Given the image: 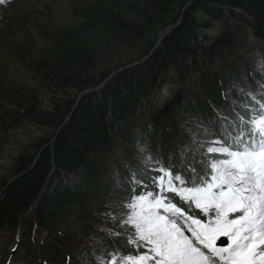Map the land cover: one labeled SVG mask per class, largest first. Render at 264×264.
I'll use <instances>...</instances> for the list:
<instances>
[{
    "label": "trees",
    "instance_id": "16d2710c",
    "mask_svg": "<svg viewBox=\"0 0 264 264\" xmlns=\"http://www.w3.org/2000/svg\"><path fill=\"white\" fill-rule=\"evenodd\" d=\"M86 6L73 8L74 16L81 20L74 29L53 36L52 58H38L33 65L52 95L53 108L43 109L30 98L14 99L15 106L27 113L33 124L51 132L38 142L32 157L17 158L14 176L3 186L0 226L13 231L22 215L31 210L33 222L28 231H45L46 242H36L41 246L27 242L28 232L22 237L28 244L21 245L22 252L30 249L38 254L44 250L46 254L40 259L47 264H72L66 259L69 254L65 240L57 233L65 219L82 226L79 221L95 214L96 209H91L94 203L114 205L112 212L121 213L117 205L128 194V174L132 170L143 176L153 190L151 181L139 174L141 153L134 146L138 143L135 137L141 135L136 130L151 129L155 136L145 141V148L162 160L171 157L176 172L191 177L192 169L197 174L202 171L200 153L193 156L189 151L184 153L187 159H182L179 145L191 148L190 136L203 138L198 125L206 123L209 111L213 118V112L219 110L216 94L224 91L230 80L214 65L226 71L232 68L235 83L247 86L252 79L250 69L255 67H251L250 57L238 52L255 53V45L264 46V0H93ZM170 26L174 28L165 31ZM123 41L137 52L126 56L122 53L111 60L114 52L107 49ZM140 56L146 58L111 77ZM215 73L220 74V80L214 78ZM191 82L203 91L199 100L197 95L190 97L195 93ZM216 85L214 92L211 88ZM152 99L154 105L150 104ZM178 102L186 111L195 112L193 124L192 119L189 123L182 118L186 124L183 131L176 130L181 120L174 117ZM204 104L208 107L205 111ZM159 144L162 149L156 152ZM115 153L123 159L119 167ZM112 164L116 165L114 171ZM111 173H119L125 191L113 195L116 177ZM137 190H142L140 185ZM173 201L187 208L178 198ZM33 205L36 209L32 211ZM193 213L201 218L196 211ZM93 236L99 240H93ZM10 238L0 237V252L12 244ZM88 238L92 247L76 253L73 258L78 257V262L73 264H95L90 257L93 248L102 252L106 247L109 253L113 245L124 252L133 250L123 238L103 239L92 229ZM73 242L86 245L83 238ZM24 258L18 254L14 264H25Z\"/></svg>",
    "mask_w": 264,
    "mask_h": 264
},
{
    "label": "snow or ice",
    "instance_id": "6c2138e0",
    "mask_svg": "<svg viewBox=\"0 0 264 264\" xmlns=\"http://www.w3.org/2000/svg\"><path fill=\"white\" fill-rule=\"evenodd\" d=\"M251 61L264 74V56L257 52ZM236 87L242 98L233 102L235 118L222 113L217 117L222 138H215V129L201 123L203 138L190 136L191 148L179 145L182 159H187L186 152L200 153L199 174L195 169L191 177L174 173L153 158L143 138L138 141L143 174L155 190L132 170L128 194L117 205L120 231H101L124 237L133 250L124 252L113 245L110 253L105 247L104 254L97 255L93 248L97 264H264V100L257 98L264 96V84L258 93ZM229 95L225 92V99ZM248 97L252 104L246 102ZM156 172L160 174L150 175ZM118 190L125 191L119 173L113 195ZM173 196L187 208L175 203ZM104 214L116 224L115 213Z\"/></svg>",
    "mask_w": 264,
    "mask_h": 264
},
{
    "label": "rangeland",
    "instance_id": "374dc122",
    "mask_svg": "<svg viewBox=\"0 0 264 264\" xmlns=\"http://www.w3.org/2000/svg\"><path fill=\"white\" fill-rule=\"evenodd\" d=\"M92 1L93 0H5L3 4H0V200L3 196V186L12 180L14 176V166L17 158L23 155L32 157L38 142L46 138L51 132L50 129H46L44 126L33 124L29 115L23 113L15 106L14 99H18L19 97L30 98L32 102H36V104L43 109L50 110L53 108L51 106L52 95L44 83L42 75L34 72L33 65L38 58L44 60H46V58H52L53 36L63 35L65 31L67 32L69 29H74L81 20L74 16L73 8L77 7L80 9L82 6L85 7L86 5H90ZM21 51H25V53L20 54ZM107 51L114 52L111 60L119 57L122 53L126 56L133 55V53L137 52L133 45L127 44L124 41L123 43L121 42V44L119 42L114 43V46L112 44ZM257 52L260 53L261 56H264V46L260 43L255 45V53L240 51L238 54L240 56L243 55L253 58ZM143 58L144 56H140L139 58L134 57V59H131V62L126 63L123 68L114 72V74H111V77L119 71H126L129 67L138 65ZM214 67H216L219 72H223L230 82L229 85L223 87L224 91H220L219 94H216L217 98L220 100L218 104L219 110L216 109L217 114L213 112L214 116L212 118L210 116L211 111H209L208 117H201L205 119L206 123H203L204 126L215 129V138H222L220 135L221 120L217 118L218 115L222 113L226 117H231V115L234 114L233 102H238L242 98L238 93L236 86L240 85L239 87L243 88L245 91H248L249 89L246 88L243 82H239L240 84L238 85L235 83L234 79L236 77H234V71L232 68H228L229 71H226L224 70V67L219 66L218 64H215ZM256 71L258 72L259 78L264 77V74L262 76V73L257 68ZM197 75L200 76V74ZM214 75L215 79L217 77V79H219L220 74L215 73ZM253 78L255 79L256 84H254L253 81L250 82L255 89L260 88V84H264V79L257 80L255 77ZM190 84L195 91L194 95H191L190 97L193 99L196 98L197 95V99L199 100L203 94L200 85L193 84V82ZM230 85L233 86L230 87ZM217 87L218 85L211 88V90L215 92ZM225 92L230 93L228 99H225ZM177 94L178 92L173 95L174 99ZM167 97L170 98V100H173L172 96ZM203 97L206 98L207 96L204 94ZM257 98L262 99V96H258ZM246 102L249 104L253 103L250 97L246 98ZM150 104L154 105L155 101L152 99ZM194 104L197 106V101H194ZM175 105L177 109L174 111L177 113L174 114V117L181 119L178 125L180 129L176 130L183 131L185 123L182 118H184V120H189L190 123L192 115L195 112L186 111L181 103ZM202 107L204 109L203 111L208 109L205 104ZM239 110L244 112L243 108H240ZM13 112H15V114H13ZM186 114H189L187 118H185ZM244 114L247 115L246 112H244ZM11 116L15 118L13 120L9 119L8 117ZM195 120L196 119H192L191 123L193 124ZM144 123L147 124V121H144ZM136 131L137 132L135 133L140 134L141 137L136 136L135 138L137 141H140L141 138H143L144 147L145 141H147L149 137L155 136L152 131L149 135L147 128L146 131L140 129ZM162 142L165 143V139L162 138ZM134 148H137V144ZM161 149L162 145L159 144L156 146V152ZM152 151L150 153L153 158L160 159L161 163L167 165V167L171 166V170L174 173L176 172L174 165L171 164V157L170 159L162 160V157H157ZM204 151H206V149H204ZM115 158H117L118 163H116V165H118V167L120 166L119 164L123 165V159L118 153H115L114 159ZM138 162L141 164V161ZM113 164L111 168L114 171L116 165L114 166ZM127 166L130 167L131 164H128ZM139 168V174L141 175L142 173V175H144L142 164ZM116 174L117 173H114L113 175L111 173V177H116ZM158 174L160 173L156 172L151 173L150 175ZM128 175H131V173ZM142 177L143 176H139L141 180L143 179ZM152 187L153 190H155L154 186ZM172 199H174V196ZM93 206L94 208L91 209H96L95 214H88L89 217H86L87 220L84 222L79 221V223H82V226H76L74 224L75 220L69 219V222H67L65 219L61 223L62 228L58 227L57 229L58 235L65 240L66 249L70 253L69 255L71 258L76 256V253H80L79 251H84L92 247V240L91 238H88L91 229L92 231L97 232L98 235H102L103 239H111L113 237H109L106 231L102 232V228H115L116 231H120L118 225L121 213L116 214V224H113L111 215L106 216L104 214L105 212L110 214L113 213L112 209H115L116 206H109L107 204L102 205L99 203L98 205L97 203H94ZM32 222V212L24 214L22 215V218L18 220L17 226L12 232L3 233L2 237L13 238L12 244L15 245L16 251L13 253L7 249L5 252H0V264H14L12 259L18 257V254L22 258L26 257L27 259H30L29 253L28 255H25L22 252L21 245L24 242L22 237H25L26 234L30 232L28 231V228ZM5 223H7V221ZM76 238H83L85 241L84 244L86 245L74 243L73 241H75ZM114 238H117V240L119 238L126 240L122 236ZM26 240L29 243L39 242L42 245L46 242V237L35 230L30 232V236L27 237ZM40 244L36 243V245L41 246ZM141 251L143 250L141 249ZM43 252L44 250H42L40 254L45 255L46 252ZM96 253L97 255L104 254L103 251H96ZM90 257L93 259L94 263L97 264V260L93 255V249L90 251ZM34 260L35 259L27 261L26 264H32ZM75 261H78V259H75Z\"/></svg>",
    "mask_w": 264,
    "mask_h": 264
},
{
    "label": "water",
    "instance_id": "95a60500",
    "mask_svg": "<svg viewBox=\"0 0 264 264\" xmlns=\"http://www.w3.org/2000/svg\"><path fill=\"white\" fill-rule=\"evenodd\" d=\"M173 28H174V26H170V27H168L165 31H168V32H169V31L172 30ZM165 31L162 32V33H160V39H161L162 36L166 33ZM144 59H145V58H143L142 61H143ZM108 79H109V78H108ZM108 79H107V80H108ZM107 80H106V81H107ZM101 86H102V85H101ZM87 92H88V91H86L85 93H87ZM81 96H82V94L79 95L78 97H81ZM35 207H36V206H35Z\"/></svg>",
    "mask_w": 264,
    "mask_h": 264
},
{
    "label": "bare ground",
    "instance_id": "6f19581e",
    "mask_svg": "<svg viewBox=\"0 0 264 264\" xmlns=\"http://www.w3.org/2000/svg\"><path fill=\"white\" fill-rule=\"evenodd\" d=\"M64 246V245H63Z\"/></svg>",
    "mask_w": 264,
    "mask_h": 264
}]
</instances>
